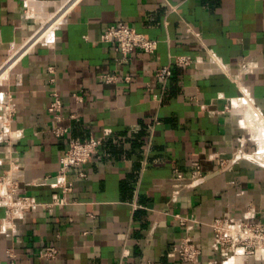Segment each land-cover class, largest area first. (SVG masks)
I'll use <instances>...</instances> for the list:
<instances>
[{"label":"crops","instance_id":"1","mask_svg":"<svg viewBox=\"0 0 264 264\" xmlns=\"http://www.w3.org/2000/svg\"><path fill=\"white\" fill-rule=\"evenodd\" d=\"M26 4L0 0V72L16 60L0 82L14 112L0 109V179L10 175L40 207L7 232L0 208V264H188L169 257L187 236L181 217L201 222L191 236L199 264H211L212 220L252 207L264 221V166L256 156L232 162L241 150L264 153V0H80L47 43L24 52L38 25L25 20ZM119 24L157 40L158 51L118 64L100 38ZM179 56L193 63L178 65ZM164 66L172 76L162 81L154 74ZM90 138L103 143L63 193L60 159ZM196 166L204 180L186 187ZM49 245L59 250L53 261L40 257Z\"/></svg>","mask_w":264,"mask_h":264},{"label":"built area","instance_id":"2","mask_svg":"<svg viewBox=\"0 0 264 264\" xmlns=\"http://www.w3.org/2000/svg\"><path fill=\"white\" fill-rule=\"evenodd\" d=\"M79 1L77 0L74 5ZM29 12V6L26 4L25 20H29ZM37 27L39 29L43 28L41 24H38ZM33 39L34 36H31L26 48H28ZM49 39L41 38L36 43H47ZM100 40L103 44L113 47L114 51L119 55L116 59L118 64L129 62L137 53L155 54L159 46L157 40L147 38L135 28L125 24L109 26L103 31ZM26 48L23 50L24 52L30 47ZM175 62L178 65L186 66L193 63L190 57L185 56L176 57ZM214 64L217 65V68L219 67L218 72H222L223 67L221 64L218 62H214ZM154 75L159 80L164 81L172 76V70L169 66L159 67ZM103 79L107 84L117 82L116 76L112 75H106ZM126 79L129 80V78ZM51 83H54V80H51ZM51 97L52 102L49 112L53 114V118L55 119L52 132L55 136L61 137L67 132L66 129L58 126V123L62 120V101L55 89L52 90ZM0 109L8 117L14 115L10 105L3 103L2 96H0ZM108 134L109 132L105 131V136ZM102 143L103 139L101 138L70 142L68 150L60 159L59 172L55 178L56 185L62 189L63 193L70 191L73 187V182L69 179V172L87 164L98 153ZM252 156H256L259 159L258 162L260 161L261 165L264 166V153H260L259 151L251 154L245 153L242 150L238 151L232 162L236 163L240 160L254 162L251 159ZM195 175L194 178L192 177L191 183L185 185L186 187H193L204 180L199 166H196ZM9 177L10 175H7L5 178L0 179V208H5L8 224L4 232L13 228L17 221L26 220L34 210L40 207V204L34 198L19 194V185L14 180L9 179ZM177 178L182 180V174H178ZM62 202L61 199H57L55 203L61 204ZM179 223L186 229L187 236L181 240L180 246L169 254V257L182 263L199 264L202 250L195 243L191 234L194 233L198 225H201V222L194 217H181L179 218ZM208 226L213 231L211 250L214 254V260L211 264H264V221L257 219L254 208L250 207L242 219L228 216L219 217L212 220ZM58 254V248L55 245H49L41 252L40 257L46 261H53L57 258ZM11 258H13L12 255ZM140 264L152 263L149 260H145Z\"/></svg>","mask_w":264,"mask_h":264},{"label":"bare ground","instance_id":"3","mask_svg":"<svg viewBox=\"0 0 264 264\" xmlns=\"http://www.w3.org/2000/svg\"><path fill=\"white\" fill-rule=\"evenodd\" d=\"M77 0H60V1H43L36 2L31 0L29 20L41 24L43 28H38L32 35L34 39L28 45V48L35 44L41 38H50L54 28L61 22L68 10L76 3ZM26 48V49H28ZM16 60L7 65L0 72V82L8 78L10 68ZM247 102V101H246ZM247 104V103H246ZM248 105V104H247ZM254 160V157L251 158Z\"/></svg>","mask_w":264,"mask_h":264},{"label":"rangeland","instance_id":"4","mask_svg":"<svg viewBox=\"0 0 264 264\" xmlns=\"http://www.w3.org/2000/svg\"><path fill=\"white\" fill-rule=\"evenodd\" d=\"M37 30H38V27H37V28H35L34 32H35V31H37ZM34 32H33V33H34Z\"/></svg>","mask_w":264,"mask_h":264}]
</instances>
